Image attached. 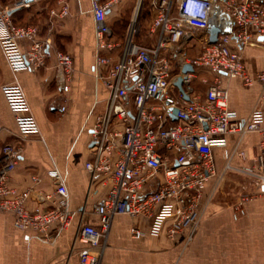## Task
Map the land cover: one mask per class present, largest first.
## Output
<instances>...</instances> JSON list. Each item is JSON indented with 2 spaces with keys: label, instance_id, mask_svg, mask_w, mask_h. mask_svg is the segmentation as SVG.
<instances>
[{
  "label": "built area",
  "instance_id": "2783aa9c",
  "mask_svg": "<svg viewBox=\"0 0 264 264\" xmlns=\"http://www.w3.org/2000/svg\"><path fill=\"white\" fill-rule=\"evenodd\" d=\"M96 34L95 78L108 96L102 110L87 126L91 133L93 155L85 163L91 181L101 177L108 186L106 196L94 205L100 226L81 225L78 240L85 245L80 264H109L104 260L108 236L116 215L127 214L149 222L147 228L133 225L134 238H158L165 230L170 240L187 225L197 223L201 212L203 188L216 174L213 151L225 149L226 135L238 136L235 151L246 137L260 149L257 162L240 171L264 185V72L256 79L263 84L259 102L246 121L236 119L229 109V91L219 73L240 77L251 85L240 53L233 45H251L264 36V0H151L157 10L148 34L154 46L141 45L132 37L122 45L112 40L108 12L124 0H91ZM144 0H138V7ZM26 0L13 7L29 6ZM55 18L70 14L69 4L61 1L50 10ZM211 23L222 29L216 43L209 40L194 58L173 59L197 31H208ZM27 43L26 50L21 43ZM0 45L15 69H38L46 64L50 45L37 25H18L10 8L0 3ZM118 53V54H117ZM58 80L69 89L73 59L69 53L55 51ZM191 63L184 88L190 99L177 90L175 81L181 67ZM197 69L216 77L207 84L205 95L193 93L192 79ZM14 115L18 136L25 139L39 134L28 99L19 84L0 86ZM177 109V113L175 110ZM0 164V212L15 215L21 230H34L50 239L56 228H67L75 214L68 205V190L56 168L46 171L52 188H44L43 177L32 175V186L19 191L10 186L11 173L23 163L22 147L6 143ZM230 162V160H229ZM228 162V167L230 164ZM42 187V188H41ZM38 195L49 208L32 212L27 201ZM249 195H244V199Z\"/></svg>",
  "mask_w": 264,
  "mask_h": 264
},
{
  "label": "crops",
  "instance_id": "0c3cea01",
  "mask_svg": "<svg viewBox=\"0 0 264 264\" xmlns=\"http://www.w3.org/2000/svg\"><path fill=\"white\" fill-rule=\"evenodd\" d=\"M17 1L0 0V3L10 8L16 24L37 25L41 37L48 39L50 45L46 64L36 70H15L0 45V86L19 84L39 125L38 135L21 139L0 88V164L6 143L22 147L24 163L11 173L9 182L19 191L32 186L34 174L43 177L42 187L52 188L46 171L58 169L68 190L69 208L75 214L67 228L55 227L52 237L44 239L34 230L19 229L14 214L0 212V264H80L85 245L78 240L79 228L84 224L100 226L94 205L108 191L101 177L91 181L85 167L93 155L87 126L102 110L108 96L95 78L96 34L92 1L33 0L29 6L13 7ZM61 1L69 4L70 14L59 19L53 17L50 10ZM121 5L108 12L109 25L111 13ZM197 32L202 37L193 35L186 41V48L173 59L175 67L180 57L198 55L209 40L208 31ZM148 38L150 44L136 43L154 46L156 38L149 34ZM20 46L26 50L27 43L22 42ZM187 47L189 50L185 51ZM233 47L240 53L253 83L247 86L240 77H229L224 72L219 73V79L229 91V109L236 119L246 121L254 110L262 109L259 97L263 84L256 77L264 72V40L259 38L254 44ZM57 50L69 53L73 59L68 91L63 90L58 80ZM204 77L212 83L216 76L205 69H197L191 83L192 88L194 84L193 93L205 95L208 85L203 83ZM226 141L225 149L213 151L216 174L203 188L197 223L185 226L175 240H170L165 230L158 238H134L130 228L133 225L147 228L149 222L127 214L116 215L104 260L109 264H264V185L240 171L257 162L260 149L254 140L246 137L235 151L238 136L234 133L226 135ZM244 195L249 198L244 199ZM27 206L32 212L49 208L35 193L28 199Z\"/></svg>",
  "mask_w": 264,
  "mask_h": 264
},
{
  "label": "rangeland",
  "instance_id": "374dc122",
  "mask_svg": "<svg viewBox=\"0 0 264 264\" xmlns=\"http://www.w3.org/2000/svg\"><path fill=\"white\" fill-rule=\"evenodd\" d=\"M143 3V6H142ZM141 3V6L139 8V15H140V10H142V18L140 17L138 19H136V24H135V28L134 31L132 33V37L134 36V39L138 42L144 43V44H150V39L148 38V28L149 25L151 23V21L153 20L154 16L156 14L154 11V6L151 4V0H145ZM121 5V3L119 4ZM138 7V0H126L123 1L122 5L119 7L118 10H116V12H112L110 15V20H113L114 18L121 16V17H125V11L128 10V15L130 14V18L128 20V26H127V31H126V37L129 35L130 30L132 28L133 25V21L136 17V12H137V8ZM154 11V12H152ZM127 17V15H126ZM124 19V18H123ZM194 36H197L199 38L202 37L200 32H194L193 33ZM182 48H186V45L183 46ZM188 47L185 51H188ZM200 50V49H199ZM198 50V52H199ZM192 56H187V58H191ZM194 87V84H193ZM195 87H198L200 89V86L195 84Z\"/></svg>",
  "mask_w": 264,
  "mask_h": 264
},
{
  "label": "water",
  "instance_id": "95a60500",
  "mask_svg": "<svg viewBox=\"0 0 264 264\" xmlns=\"http://www.w3.org/2000/svg\"><path fill=\"white\" fill-rule=\"evenodd\" d=\"M32 1L33 0H26V2H32ZM138 12H137L136 17H135V19L133 21V25H132V28H131L130 33H129V38L132 37V33L134 31V28H135ZM208 32H209V43H216L217 40H218L219 35L223 31L220 28V26H218V25H216L214 23H211V25H210V27L208 29ZM260 40H264V36L260 37ZM194 71H195V68H194V66L191 63L183 64V66L181 67V73L178 75V77H177V79H176V81L174 83L175 86L179 89V91L184 94V98L186 100H189L190 96H189V94L186 92V90L184 88V80L187 78V74L188 73H193ZM175 112L177 113V109L175 110Z\"/></svg>",
  "mask_w": 264,
  "mask_h": 264
},
{
  "label": "trees",
  "instance_id": "16d2710c",
  "mask_svg": "<svg viewBox=\"0 0 264 264\" xmlns=\"http://www.w3.org/2000/svg\"><path fill=\"white\" fill-rule=\"evenodd\" d=\"M142 6H143V3H142ZM154 11H155L154 14H156L157 10L155 8H154ZM154 11H152V12H154ZM126 15H127V17H126ZM140 17L142 18V10H140V15L138 14V19ZM129 18H130V14L128 15V10H126L125 11V17L118 16V17L114 18L112 20L111 25H110V27L112 29V36H111L112 40L121 41L120 43L122 45H124L126 40H127L126 39L127 38L126 37V31H127ZM132 39H133L134 42H136V40L134 39V36L132 37ZM193 89H194V87H193Z\"/></svg>",
  "mask_w": 264,
  "mask_h": 264
},
{
  "label": "bare ground",
  "instance_id": "6f19581e",
  "mask_svg": "<svg viewBox=\"0 0 264 264\" xmlns=\"http://www.w3.org/2000/svg\"><path fill=\"white\" fill-rule=\"evenodd\" d=\"M138 10H139V9H137V12H138ZM137 12H136V14H137ZM138 13H139V12H138Z\"/></svg>",
  "mask_w": 264,
  "mask_h": 264
}]
</instances>
